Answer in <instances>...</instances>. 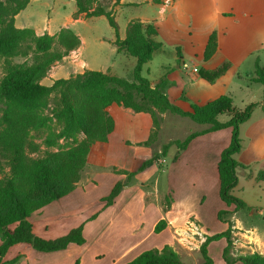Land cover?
Wrapping results in <instances>:
<instances>
[{"label": "crops", "instance_id": "crops-1", "mask_svg": "<svg viewBox=\"0 0 264 264\" xmlns=\"http://www.w3.org/2000/svg\"><path fill=\"white\" fill-rule=\"evenodd\" d=\"M114 2L113 6L109 5L107 8L102 6L112 11L120 39L125 37L127 24L131 20L151 23L156 29L154 39L160 42V46L153 51L151 59L143 64L142 75L149 79L151 86L161 84L171 103L188 111L191 104L204 105L224 94L231 96L234 106L239 108L251 102L256 103L250 117L239 125L241 148L234 154V158L241 166L236 168L238 180L231 193L246 203L247 208L243 209L248 210L249 215L256 212L264 221L263 84L250 80L256 62L264 67V0H162L160 3L153 0H113L112 3ZM130 8L135 9L121 25L115 13ZM21 11L15 15V25L20 28H31L37 35L43 33L54 35L62 28H71L70 25L76 21L94 17L76 15L75 5L69 14L62 15L63 23L60 26L49 30L48 26L18 24L17 19ZM50 20L51 17L48 21ZM71 29L80 38L79 46L57 62L63 63L61 71L47 73L41 79V83L47 78L49 81L46 85H50L56 78L68 77L62 75L65 68L71 73L92 69L123 77L129 76L136 59L124 50L117 49L114 43L116 34L115 37L109 38L110 56L107 57L109 58L107 62L87 66L86 62L79 58L83 39L78 31L73 27ZM212 33L216 36V47L211 55L205 58V47ZM96 40L99 48L106 46L100 37ZM113 55L119 56V61L112 59ZM184 62L189 66L184 67ZM223 64H226V67L213 79L206 76ZM193 67L197 70L194 71ZM152 68L155 69L154 72ZM106 111L114 119V128L106 142H95L92 145L87 156L90 171L80 178L71 192L51 201L29 217L33 232L45 239L63 235L83 222L85 242L81 245L71 242L65 249L50 252H41L33 249L28 243L19 242L7 249L3 260L20 256L21 258L14 264H73L77 259L79 264H89L90 260V264H96L101 256L114 254L116 258L108 264H118L134 258L146 248H157L148 246L139 248L147 236L168 231L171 240L165 244H172V227L183 224L189 217H192L207 235L226 229V222L220 220L222 228L217 232L210 230L197 209L217 217L219 210L234 208L233 204L227 205L219 196L217 167L221 151L229 144L231 127L199 134L180 151L175 144L168 146L163 156L167 158L169 151L176 155L177 159L170 167V174L176 173L175 179L169 182L161 193L154 185V192L157 193L155 201L157 215L146 226L142 213L147 204L153 205L151 194H142L140 201L137 202L138 208L131 211L128 209L130 207L128 199H120L127 187L124 186L113 203L104 206L102 198L107 193L99 198L90 197L91 186L99 180L95 174V166L103 163V166L114 167L115 170L112 172L117 177L108 186L109 189L117 181L126 180L130 173H142L152 165L150 163L139 170L143 161L159 151L161 144L178 139L167 133L171 128L175 130L174 123L168 126L164 121L167 116L171 118L174 114L167 112L157 114V133L148 145L145 141L153 128L149 112H135L117 103L108 105ZM218 119L225 121L228 116L219 114ZM205 128L206 125L201 124L193 131ZM164 134L165 137L162 138ZM143 158L145 160H142ZM260 172H263L261 177ZM161 194L171 196L166 210L159 200ZM208 195L211 197L207 200ZM237 213L238 210L232 212L230 220L239 219ZM91 215L94 217L87 220ZM161 218L166 220V226L160 232H154V226ZM262 225L264 226V223ZM263 226L259 230L258 226L253 225V230L250 231L253 240L258 242L264 251ZM236 227L244 228L238 224ZM125 238H130V241L123 242Z\"/></svg>", "mask_w": 264, "mask_h": 264}, {"label": "trees", "instance_id": "trees-1", "mask_svg": "<svg viewBox=\"0 0 264 264\" xmlns=\"http://www.w3.org/2000/svg\"><path fill=\"white\" fill-rule=\"evenodd\" d=\"M74 1L76 15H105L115 31L117 49L135 57L136 62L126 77L85 69L68 77L56 78L50 85L43 84L41 79L47 75L50 67L79 46V36L71 28H62L54 35H37L31 28L17 27L15 15L25 8L29 0H0V155L8 166V170L0 176V264H14L21 258L16 256L3 260L7 249L19 242L28 243L41 252L65 249L71 242L79 245L85 242L83 222L63 235L45 239L33 232L29 217L75 188L87 164L92 145L106 142L114 128V119L106 111L111 103L131 108L135 112L150 113L153 128L145 144H149L156 136L158 113L184 116L197 124L206 125L205 129L190 132L182 140L175 139L164 144L163 154L171 144H175L180 151L199 134L231 127L229 144L221 151L217 167L219 196L227 205L233 204L234 208L217 212V218L226 222L227 227L206 236L199 247L202 261L198 264H213L207 246L221 237L226 241L221 253L225 264H235L237 261L242 264H264V253L258 251L236 257L230 255L232 223L230 217H225L226 214L232 215L234 211L247 208L241 198L231 193L238 180L236 168L241 166L234 154L241 148L239 125L250 117L256 103L251 102L239 108L234 106L231 96L224 94L204 105L191 104L188 111L181 109L169 101L161 84L151 86L149 79L142 75L143 64L151 59L153 51L160 46V42L154 39V26L131 20L127 24L125 37L120 39L111 10H106L98 0ZM153 1L160 3L162 0ZM215 47L216 36L212 33L204 57L210 56ZM26 52L32 55L30 63L19 64L11 59ZM225 67L226 64H223L206 76L213 79ZM250 80L263 84L264 97V67L257 62ZM52 96L54 99L50 113L61 125L57 136L73 138V142L55 151L45 150L32 156L29 152L38 151V145L30 140L29 133L46 125L47 116L41 110L47 107ZM219 114H226L228 119L220 121ZM77 135L81 137L77 138ZM53 138L46 139L49 145L55 142ZM152 160L143 161L139 170ZM262 175L263 172H260L259 177ZM125 185V182L117 181L102 198L104 206L112 204ZM168 207L169 203H166L164 210ZM93 217L91 215L87 220ZM165 226L166 220L161 218L153 230L160 232ZM73 264H79V260ZM118 264L194 263L182 261L171 246L164 244L161 248L143 250L134 258Z\"/></svg>", "mask_w": 264, "mask_h": 264}, {"label": "rangeland", "instance_id": "rangeland-1", "mask_svg": "<svg viewBox=\"0 0 264 264\" xmlns=\"http://www.w3.org/2000/svg\"><path fill=\"white\" fill-rule=\"evenodd\" d=\"M113 0H102L99 1L101 5H103L105 8H107L109 5H114L112 3ZM26 7V6H25ZM75 8V1L74 0H31L28 6L25 9H22L20 12V15L18 16L17 23L25 24L28 26H38V27H44L48 26L49 30H54L60 24L63 23V16L64 14H69V12ZM135 8H130L128 10L123 11H114L115 17L118 20V22L122 25L125 18L132 13V10ZM49 17H51V20L48 21ZM71 28L73 27L74 30L78 31L83 39L82 44V52L79 55V58L84 60L87 64V66H97L98 64H105L110 56L109 53V38L115 37V31L112 28V26L109 24L107 18L105 15H99L94 16L93 18H85L80 21H76L72 25H70ZM97 37H100L102 40L105 41L106 46H102V48H99V44L97 42ZM112 59L115 61H119V56L113 55L111 56ZM15 63L19 64H27L32 61V55L30 52L26 53H20L18 55H15L11 58ZM155 63V62H153ZM62 62L54 63L52 67H50L48 73H55L61 71L60 69L63 68ZM2 58H0V76L2 75ZM153 72L155 71L154 68H152ZM144 71V70H143ZM70 74H73L70 72L69 69L65 68L64 72H62V75L69 76ZM145 73V71H144ZM49 80L46 78L43 83H47ZM53 99L54 96L51 97L49 104L47 107L43 108L41 112L43 115L47 116V122L46 125L41 127L38 130L30 131L29 137L30 140L38 145V151L36 152H29L30 155L35 156L43 153L45 150H51L55 151L59 148L65 147L67 145H70L73 142V138H66V137H60L57 136V134L60 132L61 125L52 117V114L50 113V110L53 106ZM224 117V116H223ZM225 118V117H224ZM164 121L169 126L170 124L174 123V129H169L167 133L174 137L182 140L186 134H188V131L195 130L198 126H201L194 123L192 120L184 117H180L177 115L167 116ZM171 122V123H170ZM53 138L55 140L54 143L48 144L46 139L47 138ZM81 135H77V138H80ZM165 137V134L162 136V138ZM166 144V143H165ZM149 145V144H148ZM164 144H161L160 150L153 153V155L149 159H153L150 167L143 171L142 173H136L132 174L130 173L126 180L120 181L125 182L127 186L121 196V200L123 198H127V202H130L128 209L136 211L139 204H137L138 201H140V197L142 194L147 193L151 194L150 199L152 202V206L147 204L145 211L142 213V217L145 220V225L148 226L149 223L155 218L157 215L156 210V198L157 193L154 192L156 185V190H159V192H163L165 187H167L169 182H172L174 180L176 173L170 174V167L177 159L176 155H173V151H169L167 154V158H164V161H158L157 158L163 156L162 147ZM148 147V146H147ZM142 148H139V150ZM151 149V147H149ZM147 150V148H145ZM144 151V150H142ZM175 156V157H174ZM164 157V156H163ZM142 160H145L144 158ZM155 162V163H153ZM157 163V164H156ZM103 163H100L99 165L95 166V174L97 176L98 182L93 186H91L90 189V197H101L104 194H108L111 189H109L108 186H110L111 182L115 180L117 176L114 175V167L112 168L109 166H103ZM90 165L86 164L82 171V177L87 175V172L90 170ZM110 167V168H109ZM8 170V166L5 163V159L0 155V176H2L6 171ZM210 168L207 169L209 171ZM135 175V178L133 176ZM145 183V184H141ZM147 184V185H146ZM124 188V186H123ZM209 194V193H208ZM211 197V195H208L207 200ZM170 194L167 195H160V202L162 204L163 209L165 208V204L170 202ZM264 210V207H263ZM199 211V214L202 216L203 219H205V223L208 224L210 230L217 232L220 228H222V224L220 223V220L217 219L215 215H209L208 213L202 212V210L197 209ZM252 215L248 214V210L246 209H239L237 213V218L239 219H233L231 220L232 223V231H231V247H230V255L232 257H236L238 255H244L248 253H253L257 250L262 251L261 253H264L262 248L258 245V242L254 241L251 237L252 232L250 230H253L252 226L256 225L258 226L259 230L263 226L262 224L264 221L256 214V212H252ZM137 215H140V213H137ZM231 214H226L225 217H231ZM264 216V215H263ZM190 221L195 222L198 224L192 217H189L183 224L179 226L172 227V244H168L171 246L175 252L178 254L180 259L184 262L188 263H194L198 264L202 261V256L199 252V247L203 243V241L206 239V232L204 229L200 226V229L198 233L195 232V229L193 227L188 228V223ZM223 221V220H222ZM238 224L240 226H244V228L236 227L235 225ZM264 227V226H263ZM252 228V229H250ZM183 233H180L181 230H184ZM259 234V231H258ZM170 234L168 231L162 232L159 234H153L152 236H147L144 238V242L142 245L139 246V248H144V246L148 247H161L166 242H169ZM130 238H125L123 242H129ZM91 243L89 239V244ZM226 241L225 238L221 237L219 239L211 241V243L208 244V255L212 258L213 264H225L224 260L222 258V249L225 246ZM147 249V248H146ZM115 255H109L106 254L104 256L100 257V260L96 264H108L111 260L115 259ZM91 260L89 261L90 264ZM236 264H242L241 262H236Z\"/></svg>", "mask_w": 264, "mask_h": 264}, {"label": "built area", "instance_id": "built-area-1", "mask_svg": "<svg viewBox=\"0 0 264 264\" xmlns=\"http://www.w3.org/2000/svg\"><path fill=\"white\" fill-rule=\"evenodd\" d=\"M183 66H184V67H187V66H189V64L184 62V63H183ZM193 70L196 71L197 68H196V67H193ZM157 160H158V161H164V157L161 156V157L157 158ZM190 227H193V228L195 229V232H196V233H198V231H199V229H200V226H199L198 224H196L195 222H193V221H190V222L188 223V228H190ZM185 230H186V229L181 230L180 233H183V231H185Z\"/></svg>", "mask_w": 264, "mask_h": 264}]
</instances>
